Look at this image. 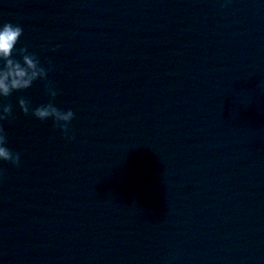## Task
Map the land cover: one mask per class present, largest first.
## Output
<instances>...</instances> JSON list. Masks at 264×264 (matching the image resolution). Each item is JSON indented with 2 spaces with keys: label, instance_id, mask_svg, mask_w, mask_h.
Returning <instances> with one entry per match:
<instances>
[{
  "label": "water",
  "instance_id": "obj_1",
  "mask_svg": "<svg viewBox=\"0 0 264 264\" xmlns=\"http://www.w3.org/2000/svg\"><path fill=\"white\" fill-rule=\"evenodd\" d=\"M75 139L8 98L0 264H264L261 0H0ZM19 46V45H18Z\"/></svg>",
  "mask_w": 264,
  "mask_h": 264
},
{
  "label": "clouds",
  "instance_id": "obj_2",
  "mask_svg": "<svg viewBox=\"0 0 264 264\" xmlns=\"http://www.w3.org/2000/svg\"><path fill=\"white\" fill-rule=\"evenodd\" d=\"M261 2L264 3V0ZM229 3L231 0H222V6ZM22 35L23 29L19 24L0 20V164L9 163L13 167L20 166L21 157L20 153L8 146V137L2 123L15 119L8 98L13 93L32 88L38 81L43 84L47 102L33 106L30 99L20 95L16 99L20 113L39 121L51 120L53 129L58 130L66 141L75 139L71 128L75 113L71 108L61 109L55 104L54 101L60 92L50 79L54 67L50 59H41L45 52L54 51L59 46L46 41L41 45L38 54L36 51H30L27 44L20 43ZM3 172L4 169L0 167V176Z\"/></svg>",
  "mask_w": 264,
  "mask_h": 264
}]
</instances>
